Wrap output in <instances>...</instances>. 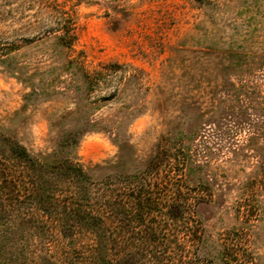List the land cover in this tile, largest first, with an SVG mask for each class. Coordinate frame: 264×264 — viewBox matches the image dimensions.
<instances>
[{
    "label": "rangeland",
    "instance_id": "374dc122",
    "mask_svg": "<svg viewBox=\"0 0 264 264\" xmlns=\"http://www.w3.org/2000/svg\"><path fill=\"white\" fill-rule=\"evenodd\" d=\"M44 1L72 16L70 47L59 31L36 35ZM10 41L3 133L102 173L172 150L186 162L198 255L264 264V0H0V45Z\"/></svg>",
    "mask_w": 264,
    "mask_h": 264
},
{
    "label": "trees",
    "instance_id": "16d2710c",
    "mask_svg": "<svg viewBox=\"0 0 264 264\" xmlns=\"http://www.w3.org/2000/svg\"><path fill=\"white\" fill-rule=\"evenodd\" d=\"M44 2L52 13L36 35L59 31L70 47L72 16ZM15 48L1 44L0 59ZM178 160L160 147L140 170L88 171L57 151L33 154L0 130V264H212L198 255L201 227Z\"/></svg>",
    "mask_w": 264,
    "mask_h": 264
}]
</instances>
